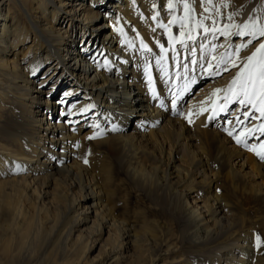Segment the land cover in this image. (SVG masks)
Masks as SVG:
<instances>
[{"label":"bare ground","instance_id":"1","mask_svg":"<svg viewBox=\"0 0 264 264\" xmlns=\"http://www.w3.org/2000/svg\"><path fill=\"white\" fill-rule=\"evenodd\" d=\"M111 1L0 0V264H264V116L228 91L252 0L230 27L222 0Z\"/></svg>","mask_w":264,"mask_h":264},{"label":"rangeland","instance_id":"2","mask_svg":"<svg viewBox=\"0 0 264 264\" xmlns=\"http://www.w3.org/2000/svg\"><path fill=\"white\" fill-rule=\"evenodd\" d=\"M109 2H113L114 1H111V0H108ZM253 1H255V4L253 3ZM249 2H251V0H222V7L223 8H226V9H221V13L220 15L224 17V23L226 25H229V16H231L232 18H234V13L233 11H238V15H240V13L242 12V10H244L248 4H250ZM253 4V5H252ZM252 4H251V9H252V17H253V20L254 19H257L258 21V24L262 25L261 23V20H262V16H263V13H264V0H252ZM253 6V7H252ZM226 12V13H225ZM100 22H97L96 24H99ZM74 30H83L86 34L89 33L88 29L87 30H84L83 27L81 26H78V25H75V28L72 27ZM233 35L231 37V40L234 42L236 40V38H238V34H236L235 32H232ZM79 36V32L76 31V36L75 38L73 37V39H77V41L79 42L80 41V38L78 37ZM245 37H248L247 35L244 36V39ZM262 40V37L260 36H257L255 39H253L251 37V42L250 45L248 47H251L253 46L257 41H261ZM33 44H35V42H33L31 39L29 42H27L24 46L23 45H19L17 47V52L20 53L19 58H23V56H25V60H28L29 56L31 53H33V49L34 47L32 46ZM29 51H27V48H29ZM31 51V52H30ZM51 71V70H50ZM65 73V72H64ZM226 72H224L223 74H225ZM222 74V75H223ZM66 77H61L60 80L62 82V84H67V86H70L72 87V85H74V83L72 82H75V83H79L75 78H72V79H68V83H66V80L68 78L67 74L65 73ZM225 76V75H224ZM39 78H41V76H38ZM51 80H54L51 79ZM60 82H57V83H54V87L51 88V84L47 85L46 87L42 88V90H44V92H46V96H47V99H48V102H49V105H50V108H52V104L54 102V98H55V89L57 88V86L59 85ZM76 89V92L74 94H77L78 96H80L81 94H83V90L80 89V87L75 88ZM193 97V95H191ZM187 101V100H186ZM185 102V100L183 101V103ZM187 104V102H186ZM185 106V103L184 105ZM237 105H235L234 107H232L231 109H236ZM230 109V113L229 115L233 112L232 110ZM250 121V120H249ZM87 141H90V142H93L95 141L94 139L92 138H88ZM96 152L98 151H101V154L100 156L102 157H107V154L105 153V147H102V149H99L97 146H96V149H95ZM117 166L113 164V168H114V171H117ZM124 194V192H120L118 195L122 196ZM128 195L130 196H126L128 198V202H127V205L132 209V208H137V207H140V200L137 199L136 195L132 192V191H129L128 192ZM157 214H158V218L157 220L159 222H164V219L167 218V214L165 211H157ZM259 216H263V214H259ZM154 218H151V220H153ZM176 226L179 227V223L176 221ZM70 227V225H68V228ZM83 229V227L81 228H74V231H75V236L78 235V232H81ZM259 232L260 233H263V231L261 229H259ZM106 238V234L104 236V239ZM103 239V240H104ZM264 240V239H263ZM46 241V240H45ZM99 245L97 246L96 250L93 251L91 253V250L90 252L86 255V260L88 262H92L96 259L99 258L102 250H103V244L98 241L97 242ZM262 246L264 248V241L262 242ZM91 247V246H90ZM179 247H182V250L180 251L181 255H182V259L186 260V258L189 256V254L191 255V253L188 251V245L187 243H183V244H180ZM187 251V252H186ZM184 252V253H182ZM185 254V255H184ZM173 264H179L178 261H174Z\"/></svg>","mask_w":264,"mask_h":264},{"label":"snow or ice","instance_id":"3","mask_svg":"<svg viewBox=\"0 0 264 264\" xmlns=\"http://www.w3.org/2000/svg\"><path fill=\"white\" fill-rule=\"evenodd\" d=\"M169 8H172V4H169ZM184 8L186 12L191 11L188 4H185ZM229 19L231 20L232 17L229 16ZM198 26L203 27V23L200 22ZM225 27H230V25H226ZM204 31L207 32L209 29L205 28ZM239 34L241 36L251 35L253 39L257 36L264 37V26L258 24L256 21L245 23L240 27ZM181 35H183V33H181ZM189 39H192L191 35H189ZM249 43H251V41H249ZM245 46L246 45H242L241 48ZM240 51V48L235 50L237 59L239 58ZM221 62L224 61L222 60ZM228 63H230L232 67H237L236 60L229 58ZM224 70L227 71L228 69L225 68ZM149 79H151V77H149ZM216 91L219 92L220 90L218 89ZM228 91L232 92L233 95L243 97L239 101L242 106L246 103L251 104L253 109L259 111L261 116H264V43H260L256 51L251 56L247 57V62L231 82ZM213 95H216V92H214ZM257 105H260V107H257ZM259 130L264 134V125H261ZM228 134L232 135L231 132ZM241 135H243V133H241ZM241 142L242 141L237 138V143L239 144ZM258 147L261 149L260 151H257V146H253L249 150L255 152L261 160H264V143H261ZM256 239L257 246L259 247L260 238L257 237Z\"/></svg>","mask_w":264,"mask_h":264}]
</instances>
